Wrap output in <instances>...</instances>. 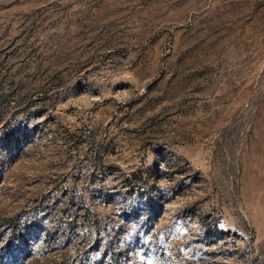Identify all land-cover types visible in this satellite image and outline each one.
<instances>
[{
  "label": "rangeland",
  "instance_id": "rangeland-1",
  "mask_svg": "<svg viewBox=\"0 0 264 264\" xmlns=\"http://www.w3.org/2000/svg\"><path fill=\"white\" fill-rule=\"evenodd\" d=\"M0 264H264V0H0Z\"/></svg>",
  "mask_w": 264,
  "mask_h": 264
},
{
  "label": "trees",
  "instance_id": "trees-1",
  "mask_svg": "<svg viewBox=\"0 0 264 264\" xmlns=\"http://www.w3.org/2000/svg\"><path fill=\"white\" fill-rule=\"evenodd\" d=\"M24 245L26 246L27 245V242H24Z\"/></svg>",
  "mask_w": 264,
  "mask_h": 264
}]
</instances>
